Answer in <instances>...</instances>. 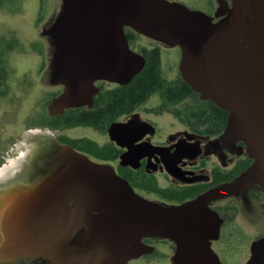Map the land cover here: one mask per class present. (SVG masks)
I'll return each instance as SVG.
<instances>
[{"label":"water","instance_id":"1","mask_svg":"<svg viewBox=\"0 0 264 264\" xmlns=\"http://www.w3.org/2000/svg\"><path fill=\"white\" fill-rule=\"evenodd\" d=\"M214 17L173 0H62L46 31L55 44L51 82L63 86L51 112L84 103L98 79L125 83L141 70L128 27L180 48L184 81L228 112L218 141H241L252 162L231 181L170 206L141 197L111 168L70 150L39 164L52 169L35 186L6 187L3 166L0 263L41 257L43 264H126L152 251L142 238L163 237L174 243L173 264H223L211 247L221 219L209 204L264 189V0L220 1ZM243 264H264V235L250 243Z\"/></svg>","mask_w":264,"mask_h":264},{"label":"flooded vegetation","instance_id":"2","mask_svg":"<svg viewBox=\"0 0 264 264\" xmlns=\"http://www.w3.org/2000/svg\"><path fill=\"white\" fill-rule=\"evenodd\" d=\"M175 1L186 5L181 0ZM220 1L231 7V0H217V5L210 7L209 4V9L203 12L214 17ZM124 35L130 50L144 61L141 70L129 81L98 79L93 82L91 95L84 103L54 113L48 104L62 92L63 86L50 84L42 111L29 122L36 126V134L49 138L48 150L61 155L63 150L79 153L92 163L111 168L141 197L169 206L184 203L209 188L231 181L245 170L252 160L244 144L238 141L224 145L218 141L226 127L228 112L212 100L202 99L182 78L180 48L150 38L151 41L144 40L148 37L128 27L124 28ZM164 56L171 59L170 75L163 69ZM155 61L161 80L155 89L154 83L147 81V96L138 98L136 91L140 81L134 78L147 62ZM233 171L237 175L228 180ZM230 199L233 201L224 207L209 204L221 219L219 236L212 244L220 240L223 228H229L227 236H231V224L239 214L237 203L248 214L250 225L255 219L257 230L263 227L264 189L251 186L242 195ZM142 242L153 249L140 257L150 256L155 251L163 254L157 242L172 243L174 251V243L163 237L142 238ZM213 250L219 260L227 264L221 260L220 251Z\"/></svg>","mask_w":264,"mask_h":264},{"label":"rangeland","instance_id":"3","mask_svg":"<svg viewBox=\"0 0 264 264\" xmlns=\"http://www.w3.org/2000/svg\"><path fill=\"white\" fill-rule=\"evenodd\" d=\"M181 1L201 11H207L209 4L210 7L217 5V0ZM61 4L62 0H6L0 6V35L15 40L14 47L7 55L10 71L8 91L0 96V168H9L6 187L15 184L35 186L52 169L51 166L45 171L39 166L53 159L55 154L48 150L49 138L36 134V126L29 122L42 111L48 97L47 89L53 84L51 73L55 44L46 31L54 24ZM143 39L151 41L149 38ZM165 57L163 69L170 75L171 59ZM52 102L48 104L49 109ZM232 201L227 197L213 201V204L224 207ZM236 205L239 214L231 224V236H227L229 228H223L220 240L211 243V247L220 251L221 260L227 264H243L249 257L250 243L264 234V224L257 230L256 220L250 225L247 222L250 221L248 214L240 204ZM91 214L95 215L96 212ZM157 243V248L163 254L158 251L145 257H140V254L126 264H173L172 243ZM4 264H43V259L24 257Z\"/></svg>","mask_w":264,"mask_h":264},{"label":"trees","instance_id":"4","mask_svg":"<svg viewBox=\"0 0 264 264\" xmlns=\"http://www.w3.org/2000/svg\"><path fill=\"white\" fill-rule=\"evenodd\" d=\"M4 1L6 0H0V6L4 3ZM14 45H15V40L13 38H7L5 36L0 35V96L5 95L8 91L10 71L8 69V64H7V55L14 47ZM134 79L140 81L137 84L136 97L139 98L141 96H147L148 92H146L147 91L146 82L152 81L154 83L155 86L154 89H155L157 88L156 85H158L159 81L161 80L160 71L158 70V62L157 61H155L154 63L147 62L142 72L138 74ZM48 121H51V119H48ZM56 121L58 122L60 121V119H56ZM235 172L236 171H233L232 173L233 175H231L227 179L228 180L232 179L235 176V174L237 175V173ZM233 210H235V207H233Z\"/></svg>","mask_w":264,"mask_h":264},{"label":"bare ground","instance_id":"5","mask_svg":"<svg viewBox=\"0 0 264 264\" xmlns=\"http://www.w3.org/2000/svg\"><path fill=\"white\" fill-rule=\"evenodd\" d=\"M65 149V148H64Z\"/></svg>","mask_w":264,"mask_h":264}]
</instances>
